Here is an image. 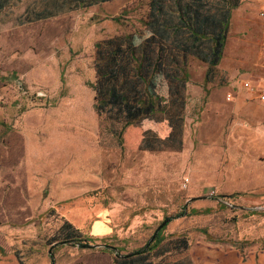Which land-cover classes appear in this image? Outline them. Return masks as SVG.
I'll list each match as a JSON object with an SVG mask.
<instances>
[{
	"label": "rangeland",
	"instance_id": "rangeland-1",
	"mask_svg": "<svg viewBox=\"0 0 264 264\" xmlns=\"http://www.w3.org/2000/svg\"><path fill=\"white\" fill-rule=\"evenodd\" d=\"M31 1L0 10V264H114L77 242L134 252L168 218L157 262L264 264V104L241 87L264 76L263 19L234 14L212 81L189 57L180 89L173 51L143 23L149 0L23 25ZM118 35L131 38L123 62L146 43L163 52L144 120L125 128L95 110L96 43ZM168 117L184 118L181 148L142 149L147 129L170 133ZM65 221L82 240H62Z\"/></svg>",
	"mask_w": 264,
	"mask_h": 264
},
{
	"label": "trees",
	"instance_id": "trees-1",
	"mask_svg": "<svg viewBox=\"0 0 264 264\" xmlns=\"http://www.w3.org/2000/svg\"><path fill=\"white\" fill-rule=\"evenodd\" d=\"M113 0H32L25 12L20 15V23L27 24L60 16L84 7H92ZM241 0H149V12L143 23L156 38L167 43L174 55L172 66L183 74L180 76L182 89L189 76L187 61L189 57L198 58L207 64V82L212 81L218 65L223 59L230 30V19ZM10 0H0V10ZM129 35L116 36L96 43V107L95 110L108 118L122 123V128L130 124L141 123L145 117V108L151 103L149 84L156 77L163 52L158 45L143 44L132 55L129 63L123 62L126 46L130 44ZM178 85V84H177ZM166 118L165 116H162ZM170 133L161 137L157 132L147 129L141 142L142 149L162 150L179 149L183 141L184 118L168 117ZM159 121V120H157ZM186 207L179 216L186 214ZM170 219H166V224ZM163 229L151 243L134 252L122 253L120 247H107L102 250L114 254V264H163L165 253L172 247L166 244ZM62 240L78 239L80 231L71 223L64 222L60 227ZM59 236L53 237V242ZM174 248L182 253L188 248L185 237H176ZM89 241L90 239H84ZM20 264H24L20 262ZM175 264H185L176 261Z\"/></svg>",
	"mask_w": 264,
	"mask_h": 264
},
{
	"label": "crops",
	"instance_id": "crops-1",
	"mask_svg": "<svg viewBox=\"0 0 264 264\" xmlns=\"http://www.w3.org/2000/svg\"><path fill=\"white\" fill-rule=\"evenodd\" d=\"M113 1H115V0H113ZM109 2H112V1H109ZM109 2H106V3H109ZM106 3H104V4H106ZM262 12H264V0H241L239 6L235 10H233V12L231 14L230 23L232 22L234 14H235V17L237 16V19L246 20L248 22L250 20H252L253 17L259 15L260 19H263V21H264V15H262ZM239 17H242V18H239ZM243 80H245V79H243ZM247 80L251 81L250 79H247ZM258 80H256L255 82H252V81L251 82L255 84V83H257ZM242 81H241V87H242ZM262 104H264V103H262ZM105 233L106 232H103V233L102 232L101 233L96 232V234H98V235H103Z\"/></svg>",
	"mask_w": 264,
	"mask_h": 264
},
{
	"label": "built area",
	"instance_id": "built-area-1",
	"mask_svg": "<svg viewBox=\"0 0 264 264\" xmlns=\"http://www.w3.org/2000/svg\"><path fill=\"white\" fill-rule=\"evenodd\" d=\"M262 15H264V12H262ZM242 88L248 93L247 98L264 103V76L255 84L247 79L243 80ZM228 99H231L230 94H228Z\"/></svg>",
	"mask_w": 264,
	"mask_h": 264
},
{
	"label": "water",
	"instance_id": "water-1",
	"mask_svg": "<svg viewBox=\"0 0 264 264\" xmlns=\"http://www.w3.org/2000/svg\"><path fill=\"white\" fill-rule=\"evenodd\" d=\"M165 225H166V221H164V222L162 221V223L157 227L153 236L150 238L149 243L152 242V240L157 236V234L159 233L161 228H163ZM77 244H78V246H81L82 248H104V247L108 246L106 244L89 243L87 240H84V242L78 241ZM110 247H112L114 249L117 248L114 245H111Z\"/></svg>",
	"mask_w": 264,
	"mask_h": 264
}]
</instances>
